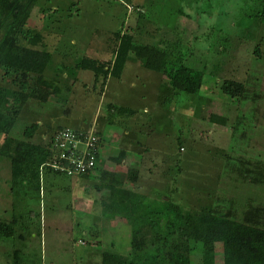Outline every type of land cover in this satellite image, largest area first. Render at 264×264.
I'll return each mask as SVG.
<instances>
[{
  "label": "rangeland",
  "instance_id": "obj_1",
  "mask_svg": "<svg viewBox=\"0 0 264 264\" xmlns=\"http://www.w3.org/2000/svg\"><path fill=\"white\" fill-rule=\"evenodd\" d=\"M251 1L39 0V5L57 9L56 21L48 25L38 19L37 9L33 17L44 28L45 48L52 54L45 74L59 92L46 102L28 99L11 135L20 137L31 122L41 124L34 141L39 136L47 140L64 126L93 130L103 140L98 153L104 160L120 146H130L134 153L153 145L146 160L158 166L150 167L151 174L139 167L142 192L151 197H170L171 188L173 201L198 209L210 207L216 193L264 201V189L236 185L223 176L226 154L234 165L237 156L264 160V26L255 24ZM127 28L135 42L167 49L174 59L199 71L200 90L172 96L158 72L136 79L126 71L119 84L110 78L108 98L101 102L91 71L75 72L78 81L67 85L68 67L82 56L107 58L114 33ZM223 79L244 82L243 98L223 95ZM116 88L124 104L111 97ZM107 100L137 110L129 126L132 133L118 120L122 117L104 121ZM254 111L260 114L253 119ZM109 163L105 160L104 167L111 169ZM177 168L179 176L172 182ZM98 182L95 174L86 179L42 167L38 191L33 184L13 182L8 159L0 156V222L9 225L14 217L18 222L12 236L0 233V264H114L117 254L128 250L130 226L102 216ZM195 252L192 264H197ZM215 264H223L221 253Z\"/></svg>",
  "mask_w": 264,
  "mask_h": 264
},
{
  "label": "trees",
  "instance_id": "obj_2",
  "mask_svg": "<svg viewBox=\"0 0 264 264\" xmlns=\"http://www.w3.org/2000/svg\"><path fill=\"white\" fill-rule=\"evenodd\" d=\"M34 9H37L38 19L45 20L46 25L56 21L53 17L57 9L43 7L39 0H0V135L4 136L0 156L8 159L13 182L19 179L25 186L33 184L40 191L42 167L58 175L67 174L45 164L53 153L52 135L56 130L47 140L39 136L34 141L41 124L31 122L23 127L20 137L11 135L28 99L46 102L59 92L53 78L45 74L52 54L45 48L44 28L34 21ZM249 11L255 24L264 26V0H252ZM130 29L114 33L107 58L82 56L68 67L71 73L65 78L71 83L67 85L78 81L75 72L88 70L93 75V89L99 84L101 94L106 78H119L124 64L133 61L160 73L172 96L180 92L193 95L200 90L202 75L199 71L174 59L167 49L135 42ZM219 90L231 99L240 100L246 85L223 79ZM106 110L108 122L113 121L114 116L135 113L134 109L114 104H109ZM255 113L259 112H253V119ZM51 130L48 128L49 133ZM95 133L100 148L103 140ZM124 152L110 160L118 163ZM255 157L237 156L234 165L230 163L234 159L226 154L223 176L236 185L264 189V160ZM104 161L97 153L94 166L74 176L88 179L95 174L99 181L95 188L99 192L102 216L113 223L122 220L130 226L128 250L118 253L114 264H192V250H196L197 264H215L218 253L222 254L223 264H264V201L259 202L251 195L237 199L216 193L210 207H189L170 198L171 188L170 197H151L135 191L127 186L138 180L135 169L130 168L123 175L106 169ZM170 178L176 181V177ZM15 224H18L15 217L9 225L0 222V233L12 236Z\"/></svg>",
  "mask_w": 264,
  "mask_h": 264
},
{
  "label": "crops",
  "instance_id": "obj_3",
  "mask_svg": "<svg viewBox=\"0 0 264 264\" xmlns=\"http://www.w3.org/2000/svg\"><path fill=\"white\" fill-rule=\"evenodd\" d=\"M126 71H129L131 73L130 75L133 76L136 79H138L140 77V75H143L144 77H148V76L154 77L153 75L157 74L156 72H154V71H152L150 69L144 68L140 62L128 61V62H126L124 64V67L122 69V72H121V75H120L119 78L112 77V76H109V77L106 78L105 85H104V87L102 89V92H101V94H99L100 95V102L103 99L105 100L106 98H108V95H107L108 92L106 90V84L110 80V78H114L115 80H117L116 82L119 84V82L122 79V76H123L124 72H126ZM158 79L160 80L159 77H158ZM161 81H162L161 83L164 84L163 83V79H161ZM82 84L85 86L84 83H82ZM121 93H122L121 90L119 88H116V89L113 90V95L111 97L113 98V100L124 104L125 102H122L123 100L120 97ZM170 94H172L171 91H170ZM168 96H170V95H168ZM168 96H166V97H168ZM109 104L110 105L114 104L115 106H119V105H116V102H114L112 100H107L105 102V104H104V109L105 110L107 109ZM123 104H121V106L133 109L132 107L124 106ZM134 110H135V113L133 115L128 116V115L125 114V115L119 116V117H122V118L118 119V120L122 121L121 123H123L125 125L124 127H125L126 131L127 132L129 131L131 133L133 131V128H130L129 126L132 125V122H134L135 116L138 114L137 110L136 109H134ZM107 117L103 118L104 121L107 120ZM127 132H126V134H127ZM127 136L129 138V134H127ZM130 138L132 139V141L130 142V145H132L133 144V137H130ZM120 142H122V140H120ZM102 146H104V145H102ZM151 146H153V145H148V146L144 145L143 147H141V148H139L137 150L135 149L134 153L131 151L130 146H128V147L126 146V148L120 146V148H118L119 150H117L116 153L108 155V157L105 159L106 162L107 161L110 162L109 164H110V166H112L111 169L110 168H106V169H109L111 171H117L119 173H122L123 175H126V172H127L128 169H130V168L135 169L136 170V174H137L136 177H138V180L135 183H130V184L127 183V186L128 187H132L135 191H137V192H139L141 194H145V195L151 196V194H149V193L142 192V189H144V188H142V186L140 184V173H141V170L139 169V167H141V169L144 168V167H147L146 168L147 172L149 171L150 174H151V168L150 167L158 166V164H156L153 160H151L150 162L148 160H146V158L148 157L147 153L150 152ZM123 150L125 151L124 155H123V158L118 163L113 162V161L110 160V157H115L118 154H121V152ZM150 157H152V156L150 155ZM176 163L179 164V161H176ZM104 164H105V161H104ZM175 175H176V181H177V178H178L177 176H179L178 168H177L176 174L172 173V176H170V177H173ZM161 176H163V175H161ZM169 189L170 188H168L167 190H169ZM153 196H156V195H153Z\"/></svg>",
  "mask_w": 264,
  "mask_h": 264
},
{
  "label": "built area",
  "instance_id": "obj_4",
  "mask_svg": "<svg viewBox=\"0 0 264 264\" xmlns=\"http://www.w3.org/2000/svg\"><path fill=\"white\" fill-rule=\"evenodd\" d=\"M52 139L53 153L50 161L45 163L49 167L74 176L86 173L94 166L99 148L93 130L65 126L57 129Z\"/></svg>",
  "mask_w": 264,
  "mask_h": 264
}]
</instances>
